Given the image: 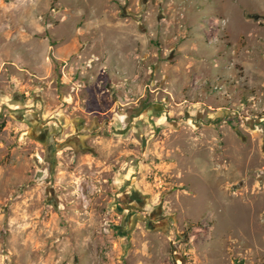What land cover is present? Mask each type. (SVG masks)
<instances>
[{"label":"rangeland","instance_id":"rangeland-1","mask_svg":"<svg viewBox=\"0 0 264 264\" xmlns=\"http://www.w3.org/2000/svg\"><path fill=\"white\" fill-rule=\"evenodd\" d=\"M263 5L0 0V264H264Z\"/></svg>","mask_w":264,"mask_h":264},{"label":"crops","instance_id":"crops-1","mask_svg":"<svg viewBox=\"0 0 264 264\" xmlns=\"http://www.w3.org/2000/svg\"><path fill=\"white\" fill-rule=\"evenodd\" d=\"M262 10L264 9V5H263V7L261 8ZM28 37V36H27ZM27 37H26V35H21V36H19L18 37V40L22 43L20 46H22V45H24L25 43H27L28 41V39H27ZM30 40V39H29ZM43 43H44V41H43ZM47 46H48V44H47ZM48 47H51V46H48ZM71 47H73L72 48V52H71V54L76 50V47H75V45L74 44H72L71 45ZM53 48V47H52ZM70 48V47H69ZM61 55H58L56 58H58V59H61L62 60V62H64V63H66V60L68 59V57L71 55L70 54V52H69V49L67 48V47H64L63 46V48H62V50H61ZM17 57H18V55H17ZM18 62H20V56L18 57V59H14V62L12 63V64H14V65H17V63ZM90 63H93V61L91 60V62ZM106 65H104V68L105 69H109V70H114L116 67H115V65H113L112 67H110V65L111 64H117V65H119V66H121V67H124L123 66V63L122 62H114L113 60H107L106 62ZM66 66H67V64L64 66V69L66 68ZM89 67H91V65L89 64ZM63 69V70H64ZM105 69H103V72L101 71L100 73H99V76H101L102 74H105ZM64 72V71H63ZM64 76H66L65 74H63ZM137 75H134V81L133 82H135V84L134 83H132V84H128V88H129V91H130V93H131V95H134L135 94V98H133L132 100H129V101H127V102H133V103H136L138 100H139V97H137V96H139V95H141L142 96V82H140V83H137L136 82V79H137ZM125 94L127 95V93L125 92ZM192 94V93H191ZM76 95H78V92L76 93ZM89 99H92V98H89ZM127 100V99H126ZM61 101H64V102H72V99L68 96V95H65V94H62L61 95ZM120 101V98H116L115 99V102H119ZM94 102V101H93ZM74 104L76 105V107L75 108H73V110H78V111H81V108H79L78 107V105H80V100H76L75 102H74ZM126 105H128L129 103H125ZM94 113V109L93 110H88L87 111V114H88V116L90 115H92ZM85 114H86V112H85ZM103 114H106V112L105 113H103ZM79 136V137H78ZM83 137H85V136H83ZM74 138H77V139H75V140H79L78 141V143H80V142H82L83 140H81V136L77 133V135L75 134V137ZM73 138V139H74ZM83 143H84V141H83ZM134 192V191H133ZM136 193V192H135ZM132 194V193H131ZM138 197V196H137ZM138 200V199H137ZM137 200H134V201H137ZM138 202V201H137ZM148 217H150V218H152V219H154L155 218V222L158 224L160 221H161V218L159 217H152V214H149L148 213V215H147Z\"/></svg>","mask_w":264,"mask_h":264},{"label":"water","instance_id":"water-1","mask_svg":"<svg viewBox=\"0 0 264 264\" xmlns=\"http://www.w3.org/2000/svg\"><path fill=\"white\" fill-rule=\"evenodd\" d=\"M129 128V126H127V127H125L124 129H122L121 131H116L115 129H112V131H113V133H117V134H123V133H125L126 131H127V129ZM143 144H144V141H143ZM132 194H131V198L133 199V200H137L138 199V197H137V193H135V192H131Z\"/></svg>","mask_w":264,"mask_h":264},{"label":"trees","instance_id":"trees-1","mask_svg":"<svg viewBox=\"0 0 264 264\" xmlns=\"http://www.w3.org/2000/svg\"><path fill=\"white\" fill-rule=\"evenodd\" d=\"M191 226H195V225L192 224Z\"/></svg>","mask_w":264,"mask_h":264},{"label":"flooded vegetation","instance_id":"flooded-vegetation-1","mask_svg":"<svg viewBox=\"0 0 264 264\" xmlns=\"http://www.w3.org/2000/svg\"><path fill=\"white\" fill-rule=\"evenodd\" d=\"M142 144H143V141H142Z\"/></svg>","mask_w":264,"mask_h":264}]
</instances>
